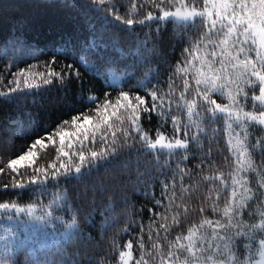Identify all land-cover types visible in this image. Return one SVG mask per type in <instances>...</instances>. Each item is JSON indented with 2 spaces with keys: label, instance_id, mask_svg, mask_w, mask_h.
Masks as SVG:
<instances>
[{
  "label": "snow or ice",
  "instance_id": "6c2138e0",
  "mask_svg": "<svg viewBox=\"0 0 264 264\" xmlns=\"http://www.w3.org/2000/svg\"><path fill=\"white\" fill-rule=\"evenodd\" d=\"M67 2L114 26L120 55L137 57L147 72L124 88H113L116 76L105 80L115 95L81 91L86 110L68 104L77 113L70 121L45 126L0 163V213L51 228L61 247L105 245L66 264H264V0H128L123 14L111 0ZM169 26L172 59L161 52ZM122 34L135 38L127 52ZM75 59L101 76L84 56ZM13 67L0 74V106L84 82L76 65L58 59ZM49 146L55 162L36 165ZM129 193L152 204L146 219ZM96 213L105 232L121 219L124 226L98 242L81 228ZM3 247L0 264H19L12 241Z\"/></svg>",
  "mask_w": 264,
  "mask_h": 264
},
{
  "label": "trees",
  "instance_id": "16d2710c",
  "mask_svg": "<svg viewBox=\"0 0 264 264\" xmlns=\"http://www.w3.org/2000/svg\"><path fill=\"white\" fill-rule=\"evenodd\" d=\"M111 2L120 7L121 14L128 4V0H111ZM114 30V26L106 24L94 11L72 7L67 0H0V74H3L6 65L15 64L16 67L11 69L15 72L27 69L32 65L42 64L49 59H58L60 64L76 65L84 81L82 87L72 82L63 92L57 89L53 93L39 97L36 102L28 98L22 102L0 106V163L14 158L16 152H22L23 146L30 144L36 138V132L42 131L45 126H50L54 130L59 121H70L71 116L77 113L66 111L68 104L86 110L87 105L79 100L78 93L81 91L85 95L99 96L102 90H107L112 91L115 95L116 93L108 88L105 80H111L113 76H120L119 83L114 84L113 88H124L125 82L136 85L139 81L144 80L147 72L146 67L131 54L120 55V49L113 45L111 36ZM171 30V26H169V33L165 34L166 39L161 44V52L169 59L173 58L169 52L171 41L167 39ZM137 32L139 33L141 30L137 28ZM15 36L19 37V43L14 41L13 37ZM134 39L127 34L121 35V42L126 52L128 45ZM177 50H179L178 46ZM77 56H84L88 59L93 68L101 73V76H95L93 72L87 70L85 65L79 64L75 59ZM116 57L119 59L116 63H112ZM152 59L158 63L156 56H153ZM33 71H43V69H33ZM10 79L11 76H6L4 82L7 83ZM0 90H3L2 86H0ZM141 94L143 93L141 92ZM252 134L259 135L260 133L253 132ZM43 151L47 152V156H44L42 152L36 160V165L45 166L55 162L56 153L51 146ZM257 163H259L258 160ZM131 179L135 180V176ZM156 192L159 196L158 187ZM110 195L118 200L120 194L110 193ZM129 195L136 207L144 208L146 219L147 209L151 208L152 204L139 195L132 193ZM36 198L37 194H32L33 201ZM39 199L47 203L51 197L46 199L41 195ZM123 209L124 205L118 203L117 211ZM84 212L87 214V209ZM55 214L67 218L63 212ZM252 222L249 221V223ZM254 222L258 223L259 221ZM5 223L4 214L0 213V233ZM104 226L105 220L99 213L94 214L91 218V226L81 223V228L86 233L94 240L102 242L105 236H111L119 231L124 226V221L119 220L107 232L104 231ZM208 233H210V229L200 230V234L207 235ZM126 238H122L121 242ZM103 247H105L103 243L86 244L85 246L73 244L63 247L56 245L34 253L29 248L21 246L15 248L12 254L13 260L19 261V264H49V262L66 264V262L78 258L98 256ZM112 264L115 262L112 261Z\"/></svg>",
  "mask_w": 264,
  "mask_h": 264
},
{
  "label": "rangeland",
  "instance_id": "374dc122",
  "mask_svg": "<svg viewBox=\"0 0 264 264\" xmlns=\"http://www.w3.org/2000/svg\"><path fill=\"white\" fill-rule=\"evenodd\" d=\"M118 80L120 76H116ZM15 158V157H14ZM13 159V158H12ZM27 162H22L23 166H26ZM44 203V202H43ZM62 216V215H61ZM59 227L58 225L56 226ZM9 228H14L17 232L15 237H10L8 233ZM0 259L8 256L9 253L5 251L3 245L6 240L12 241V251L18 247H27L32 252H38L40 250H45L49 247H54L56 244L54 241L57 239L53 235V230L51 228L44 229L37 226L34 221H10L6 220L2 232L0 233ZM17 250V249H16ZM13 253V252H12Z\"/></svg>",
  "mask_w": 264,
  "mask_h": 264
}]
</instances>
